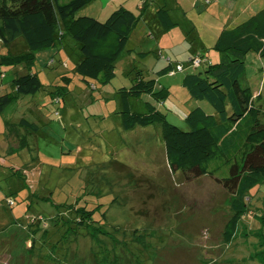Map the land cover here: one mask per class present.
<instances>
[{"label": "rangeland", "instance_id": "rangeland-1", "mask_svg": "<svg viewBox=\"0 0 264 264\" xmlns=\"http://www.w3.org/2000/svg\"><path fill=\"white\" fill-rule=\"evenodd\" d=\"M250 1H253V6L248 11L261 9V0H173L172 14L180 22L167 35H162L159 44V36L150 34L154 27L147 25L149 19L141 20L129 45L138 47V52L149 51V54L141 55L142 58L135 53L129 56L131 59H121L116 68L117 76L109 83V88L130 82L124 74L128 68L127 61L139 67L152 68L154 65L159 68L171 57L174 63L186 64L190 46L198 45L201 40L213 46L222 23L230 20V9L236 4L247 5ZM121 2L140 13L136 0H92L80 12L105 19ZM218 6L221 10L214 11L213 7L216 9ZM189 23H194L200 34L194 31L187 35ZM213 28L217 29L214 37L207 34ZM24 44L17 42L14 50L21 51ZM53 53V49L40 52L35 63L45 83L55 82L62 68L61 65L47 66ZM207 54L212 61L219 58L218 52L212 48ZM72 65L69 61L70 69ZM186 66L184 71L175 73L177 76L174 78H162L160 75L162 80L159 81L169 86L171 92L164 102L150 96L168 113L169 121L183 129H188L185 116L195 106L201 105L208 112L214 110L208 100L192 98L183 86V76L192 70ZM9 67L4 66L7 73L5 85L15 77ZM245 71L250 85L256 92L259 90L255 93L261 94L264 55L257 51L249 52ZM76 82L78 87L64 104H50L47 103L48 98H42L45 104L33 106L43 111L47 121L42 117L47 125L38 131L35 148L27 149L30 167L25 165L26 169H20L25 174L17 171L24 163L23 156L16 151L7 155L0 153V264H67L60 259L66 242L54 247L52 243L58 238L55 237L54 240L49 239L51 243L39 246L33 252L28 229L16 222L25 223L41 216L46 218L58 205L78 202L92 208L99 202L108 206L114 198L117 201L108 212L112 222L129 230L140 228L148 235L147 240L153 242L139 264H264L260 244V229L264 228V182L249 191L250 210L240 222V226L247 227V235H244V229L237 236L243 244L227 246L223 241V231L230 216L229 194L218 182L209 176L186 181L181 173L171 172L160 125L119 131V119L111 113L116 101L113 95L109 96L106 105V99L100 98L101 91L92 89V96L89 88L83 92L82 86H86L77 78L74 87ZM25 97V101L32 98L31 95ZM256 103L261 107V98L256 99ZM25 108L23 100L8 104L0 111V128L4 121L10 122L22 116ZM56 109L60 112L57 117L54 115ZM25 112L28 118L33 119L32 111L27 109ZM262 116L264 120V114ZM144 130L146 135L135 137L138 132L144 134ZM2 135L0 132V137ZM6 140L0 144L1 150L5 151ZM13 141L9 140L11 144ZM150 148L153 154H150ZM74 243L68 249V264H97L90 248V237L79 236ZM226 252L228 262L225 260ZM122 254L120 264H135L133 256L126 252Z\"/></svg>", "mask_w": 264, "mask_h": 264}, {"label": "trees", "instance_id": "trees-1", "mask_svg": "<svg viewBox=\"0 0 264 264\" xmlns=\"http://www.w3.org/2000/svg\"><path fill=\"white\" fill-rule=\"evenodd\" d=\"M91 1L0 0V89L3 92L0 93V111L11 102L25 100V96L31 95L29 101H24L26 108L21 112L22 126L28 132L40 131L47 125L43 111L31 105L33 101L41 99L43 102L37 105H43L45 100L42 98H48L47 103L64 104L78 87L77 82L74 87L76 78L86 86H82V90L100 91L109 85L117 76L119 61L131 52L129 43L135 29L148 14H152V18L149 17L146 24L156 30H170L179 23L172 14L173 0H142L140 14L119 5L105 19L81 14V9ZM196 30L190 25L187 35ZM153 32L150 34L154 35ZM17 38L25 43L21 51L14 50ZM211 48L220 56L217 61H212L206 53L210 48L206 51L196 48L186 64L174 63L170 57L156 72L133 62L124 71L130 82L112 91L118 106L115 102L111 113L121 117L124 131L160 125L171 172L181 173L186 181L212 177L229 194L230 216L224 226L223 241L231 247L235 243L243 244L237 236L244 229V235H247V227L240 226V222L250 210L249 191L264 182V101H261V107L257 105L256 99H260L261 94L255 93L245 71L249 52L264 55V9L232 28L225 27ZM49 49L54 50V56L47 66L61 65L62 68L55 82L45 83L35 63L39 53ZM138 53L142 57L149 51ZM196 59H200L199 65L195 64ZM69 61L73 63L72 69ZM178 65L182 69H178ZM186 65L192 70L183 76V86L192 98L208 100L214 110L208 112L201 105L195 106L185 116L188 129H183L169 121L168 113L151 97L164 102L170 94L157 73L175 74L184 71ZM4 66H10L15 73L8 86L4 83L7 77ZM91 91L89 94L93 96ZM146 96L151 99L147 100ZM141 104L143 109L139 108ZM27 109L34 113L33 119L28 118ZM59 114L56 109L54 115ZM6 128L13 134L17 124L7 122ZM0 132L4 134L2 130ZM0 153L7 155L10 152L4 153L0 149ZM29 159L24 157V163L17 170L19 174H25L20 170L25 165L30 167ZM116 201L114 198L113 203ZM113 203L106 206L99 202L92 208L78 202L58 205L46 218L35 217L16 224L28 229L33 252L39 246L51 243L49 239L55 237L58 238L52 243L54 247L66 242L64 257L60 256V259L67 264L68 249L79 236L91 238L90 248L97 264H120L124 252L139 264L153 242L147 240L148 235L140 228L129 230L112 222L108 212ZM260 230L261 255L264 257V228Z\"/></svg>", "mask_w": 264, "mask_h": 264}, {"label": "crops", "instance_id": "crops-1", "mask_svg": "<svg viewBox=\"0 0 264 264\" xmlns=\"http://www.w3.org/2000/svg\"><path fill=\"white\" fill-rule=\"evenodd\" d=\"M220 1V0H219ZM126 4L127 3H120V5H124V6H126ZM142 4H143V1L142 0H136V5L141 9V6H142ZM210 5H212L213 6V4H210ZM217 5V4H216ZM119 5H117L116 7H118ZM252 6H253V1H250L247 5H245V4H242V5H238V4H236V6H235V8H233V9H230V14H229V16H230V20L229 21H227V22H223L222 23V25H221V31L225 28V27H230V28H232V27H234V26H236L237 24H240V23H242L243 21H245V20H247L249 17H251L252 15H254V14H256L258 11H260V10H262V9H264V0H261V9H254V11H248V9L249 8H252ZM115 7V8H116ZM209 8H211V7H209ZM213 9H214V11L215 10H221V6H218L216 9L213 7ZM134 11H135V9H134ZM136 12V11H135ZM138 14H140V13H138ZM247 15V16H246ZM246 16V17H245ZM149 17H151L152 18V14H148V17H146V18H148L149 19ZM99 18V17H98ZM176 18V17H175ZM102 19V18H101ZM177 20H179L178 18H177ZM178 22H180V21H178ZM189 25H193V26H195L194 25V23H189ZM156 28V27H155ZM153 29L152 31H151V33L153 32V34L155 35V36H159V44H160V41L162 40V35L164 36V35H167V33L169 32V30H164V29H160V30H156V29ZM196 28V27H195ZM220 28V27H219ZM216 28H213V29H210V30H208L207 31V34H209V35H213V37H214V34H216ZM196 31H198V33L197 34H200L199 32V29H197ZM221 31H220V33H221ZM212 32V33H211ZM211 33V34H210ZM220 33H219V35H220ZM219 35H218V37H219ZM139 39H142L141 37H138ZM131 39H132V37H131ZM218 39V38H217ZM23 40L21 39V38H17V40L15 41V43H17V42H22ZM217 41V40H216ZM215 44V43H214ZM212 46H208V42L207 41H203V40H201V42L198 44V45H196V44H194V45H192V46H190L188 49H190V51H189V54H188V58L192 55V53L193 52H195L196 51V48H198V50L197 51H206V49L207 48H211ZM132 49H131V52H130V54H128L126 57H124V58H122V59H127V57H129V56H131L132 57V55L133 54H137L138 53V47H136L135 45L134 46H132L131 47ZM141 52V51H140ZM207 53V52H206ZM218 57H220L219 56V54H218ZM130 58V57H129ZM131 59V58H130ZM219 59V58H218ZM218 59H215V61H217ZM178 62V61H177ZM133 62H131V61H127V66H128V68H130L131 67V64H132ZM157 67H154V65L152 66V70L153 71H157V70H159V69H161L162 67H159V68H157ZM155 72H152V74H156ZM160 75H162V78L163 77H166V78H174V77H176L177 76V74H175V75H173V76H170V75H168V74H163V73H157V77H158V79L161 81L162 80V78L160 77ZM171 79H169L168 81H170ZM247 80L249 81V79L247 78ZM178 81V80H177ZM261 82H262V85H263V87H262V90H261V101H264V78H261ZM124 84H127V83H124ZM164 85V84H163ZM110 87V85H106V86H104L103 88H101V94H100V98H102V97H104L105 99H106V101H107V103H106V105L108 104V98H109V96L111 95L112 96V91H114V89H111V88H109ZM168 88H169V91H170V87L169 86H167ZM254 89V88H253ZM254 91L256 92V90L254 89ZM257 92H259V90L257 91ZM256 92V93H257ZM171 95V92H170V94H169V96ZM110 99V98H109ZM146 99L147 100H150L151 98L150 97H147L146 96ZM22 101V100H21ZM25 100H23V102H24ZM42 100H40V102H41ZM40 102H38V101H33L32 103H31V105H37V103H40ZM43 102V101H42ZM116 102V105L118 106V102H117V100L115 101ZM166 103V102H165ZM143 105L141 104V105H139V108L140 107H142ZM144 107V106H143ZM143 107L141 108V109H143ZM113 108H115V106L113 107ZM23 115V114H22ZM108 117L110 116V115H107ZM115 116H117L118 117V124H119V126L117 127V129L120 131V129H122V121H121V117L118 115V114H116L115 113ZM22 118H23V116H20V117H17L16 119H14L13 118V122L14 123H16L17 124V128L15 129L14 128V133L13 134H11V131H7L8 130V128H6V124H7V122H3V126H2V128H0L1 130H3V136L2 137H0V144H2V142H3V140L4 139H7L6 140V142H7V147H6V149H5V151H4V153H9V152H11V151H16L18 154H20L21 156H23V157H27L28 159H29V157H30V153L28 152V148L29 149H34L35 148V146H36V143L38 142V138H39V136H38V131L37 132H34V133H32V132H28L27 130H25V128H24V126H22V123H23V121H22ZM7 129V130H6ZM146 130H144V134L142 133V132H138V133H136L135 134V137H137V138H140L141 136H143V135H146L147 134V132H145ZM148 138V137H147ZM12 139H14L15 141H13V144H11L10 142H9V140H12ZM17 140V141H16ZM150 154H153V152H152V148H150ZM128 163H130V162H128Z\"/></svg>", "mask_w": 264, "mask_h": 264}, {"label": "built area", "instance_id": "built-area-1", "mask_svg": "<svg viewBox=\"0 0 264 264\" xmlns=\"http://www.w3.org/2000/svg\"><path fill=\"white\" fill-rule=\"evenodd\" d=\"M199 63H200V59H196L195 64L199 65ZM178 69H182V66L178 65Z\"/></svg>", "mask_w": 264, "mask_h": 264}]
</instances>
